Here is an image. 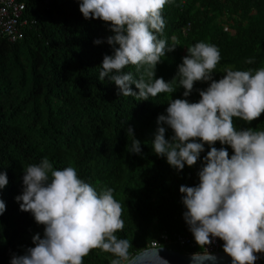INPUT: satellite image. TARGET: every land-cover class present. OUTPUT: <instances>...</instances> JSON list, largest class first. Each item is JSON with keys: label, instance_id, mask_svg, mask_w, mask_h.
<instances>
[{"label": "trees", "instance_id": "obj_1", "mask_svg": "<svg viewBox=\"0 0 264 264\" xmlns=\"http://www.w3.org/2000/svg\"><path fill=\"white\" fill-rule=\"evenodd\" d=\"M31 24L16 43L0 40V173L8 183L0 189L5 211L0 215V264H11L13 256L25 255L35 247L34 237L44 238L45 226L32 213L23 212L16 197L24 191V169L48 158L54 170L73 167L84 182L98 193L113 189L122 206V231L116 233L131 245L130 256L149 249L160 233L191 231L182 220L187 211L180 187L199 185V171L210 151L205 145L200 160L180 171L158 156L153 141L158 127H165V139L174 131L158 125L171 100L199 102L200 90L210 82H196L191 95L183 96L177 78L174 93H161L147 101L118 95V87L99 73L105 55H114L107 43L113 33L103 20L85 19L82 0H24ZM165 27L156 33L168 45L176 38V50L161 57L156 78L171 82L187 48L199 42L216 46L220 62L213 78L226 69L233 71L264 68V0H168L162 12ZM186 30V34H185ZM101 40L97 45L95 40ZM117 47H119L117 45ZM252 59L248 64L246 60ZM124 72L134 79L143 75L129 65ZM133 91L138 93L135 85ZM237 130L264 131V114L251 123L233 118ZM141 153H131L134 137ZM217 149L227 148L217 142ZM51 179V173L48 174ZM169 249L188 254L180 247ZM264 263V253H257ZM115 257L93 249L83 264H110Z\"/></svg>", "mask_w": 264, "mask_h": 264}, {"label": "clouds", "instance_id": "obj_2", "mask_svg": "<svg viewBox=\"0 0 264 264\" xmlns=\"http://www.w3.org/2000/svg\"><path fill=\"white\" fill-rule=\"evenodd\" d=\"M167 3L168 0H82L80 11L84 18L103 20L111 25L113 33L107 43L113 47L114 55H105L99 79L107 77L113 82L120 90L118 95L143 101L161 93H174L177 78L185 89V98L191 95L196 82H210L206 90L199 91V102H169L167 114L160 115L157 124L167 125L174 135L166 140L165 127H158L154 151L182 171L185 165L197 164L206 144L211 146L198 173L199 185L180 187L187 209L184 219L196 243L205 249L192 255V264L215 261L205 247L212 244V238L224 242L223 250L232 258V264H256V254L264 253V131L237 130L233 118L251 123L264 114V68H228L217 81L213 73L221 59L219 49L199 42L187 48L188 55L178 66L176 78L171 82L156 78L161 57L177 47L175 37L169 46L156 35L165 27L162 12ZM129 65L136 66L137 71L143 66V75L134 79L132 73L124 72ZM128 136L134 137L132 128ZM217 142L230 146L234 154L230 157L227 148L214 147ZM131 153H141L140 141L135 137ZM24 171V191L16 200L22 201L21 211L32 213L35 221L45 226V232L43 239L38 234L34 237L35 247L25 255L13 256L11 264H83L93 249L111 253L115 259L110 264H167L157 248L130 256L129 241L116 235L123 230L124 221L113 189L98 193L78 177L73 167L54 170L46 157ZM7 183V174L0 173V189ZM4 211L5 204L0 200V215Z\"/></svg>", "mask_w": 264, "mask_h": 264}, {"label": "built area", "instance_id": "obj_3", "mask_svg": "<svg viewBox=\"0 0 264 264\" xmlns=\"http://www.w3.org/2000/svg\"><path fill=\"white\" fill-rule=\"evenodd\" d=\"M26 9L27 6L24 0H0V40L16 43L24 37V28L31 24L30 20L26 17ZM182 220L185 222V225H188L184 216ZM212 239V244L205 246L206 250L212 255L226 254L223 250L224 242L218 238ZM169 247L185 249L188 251V255L202 253L205 250L196 243L193 234L189 232L185 234L163 232L149 245V249Z\"/></svg>", "mask_w": 264, "mask_h": 264}, {"label": "water", "instance_id": "obj_4", "mask_svg": "<svg viewBox=\"0 0 264 264\" xmlns=\"http://www.w3.org/2000/svg\"><path fill=\"white\" fill-rule=\"evenodd\" d=\"M157 252L159 257L163 258L164 261H167V264H192V255L184 254L169 248H157ZM139 254H137L136 256H138ZM213 256L215 257V261L210 260L207 261L206 264H232V258L227 254H215ZM147 258V256L141 257L139 258V260H145ZM256 264L264 263L256 260Z\"/></svg>", "mask_w": 264, "mask_h": 264}]
</instances>
